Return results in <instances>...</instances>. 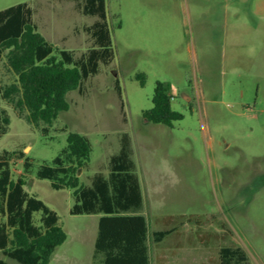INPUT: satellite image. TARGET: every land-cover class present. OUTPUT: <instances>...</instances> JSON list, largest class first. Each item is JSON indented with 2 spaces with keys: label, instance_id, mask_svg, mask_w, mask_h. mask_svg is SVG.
<instances>
[{
  "label": "rangeland",
  "instance_id": "obj_1",
  "mask_svg": "<svg viewBox=\"0 0 264 264\" xmlns=\"http://www.w3.org/2000/svg\"><path fill=\"white\" fill-rule=\"evenodd\" d=\"M22 2L33 7L56 54L69 49L78 57L92 47L85 27L98 16L85 14L75 0H0V10ZM106 9L115 58L67 93L68 110L36 126L1 102L11 124L0 153L24 150L31 158L25 188L57 211L68 234L49 264L95 262L100 214L71 213L75 189H56L38 176L70 132L92 143L89 167L80 171L85 184L96 171H108L123 133L130 135L151 264H218L223 245L242 246L253 263L264 264V0H106ZM15 77L2 58L0 79ZM158 81L183 114L172 125L144 116ZM24 162L12 160L14 181ZM40 217L36 212L37 222ZM168 229L154 240L155 231ZM0 257L23 264L2 250Z\"/></svg>",
  "mask_w": 264,
  "mask_h": 264
},
{
  "label": "trees",
  "instance_id": "obj_2",
  "mask_svg": "<svg viewBox=\"0 0 264 264\" xmlns=\"http://www.w3.org/2000/svg\"><path fill=\"white\" fill-rule=\"evenodd\" d=\"M80 9L98 19L85 27L93 45L81 56L69 49L59 50L40 31L34 9L27 2L0 10V60L6 58L15 79H0V138L11 124L7 101L21 117L33 125L51 124L68 110L67 93L82 87L85 80L100 72L101 64L115 58L112 32L107 21L106 0H75ZM121 26V23H118ZM142 84L145 74L139 73ZM119 90H121V87ZM168 86L158 81L154 105L144 112L153 122L172 125L183 114L172 106ZM47 126L43 127L48 132ZM92 143L79 132H70L68 144L52 160L40 165L38 176L52 181L56 189L73 188V214H100L94 264H151L149 222L143 213L144 194L131 137L123 133L120 150L111 155L108 171L98 170L89 183H82L80 171L89 167ZM24 158V171L12 179L11 163ZM33 165L24 150L5 149L0 153V250L23 264H49L56 248L68 237L56 210L25 188V175ZM41 212L39 222L35 213ZM173 230L154 232L161 241ZM0 264H10L0 257ZM203 264H212L204 262ZM218 264H255L242 246L219 248Z\"/></svg>",
  "mask_w": 264,
  "mask_h": 264
}]
</instances>
